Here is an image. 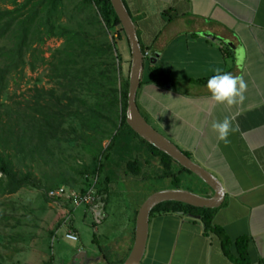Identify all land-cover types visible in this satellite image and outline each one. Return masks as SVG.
<instances>
[{
	"label": "trees",
	"instance_id": "1",
	"mask_svg": "<svg viewBox=\"0 0 264 264\" xmlns=\"http://www.w3.org/2000/svg\"><path fill=\"white\" fill-rule=\"evenodd\" d=\"M53 39L63 44L46 60L42 47ZM141 48L144 55L146 51ZM39 63L49 66L53 86L45 89L35 85L27 96L7 103L9 99L4 97L10 80H22L25 69L35 71ZM129 69L128 41L110 0H0V196L35 189L43 190L46 202H55L48 197L51 190L65 187L85 192L96 179L95 188L104 197L105 212L116 172L139 176L142 164L147 162L158 164L159 177L170 180L171 189H181L184 176L189 174L198 180L201 195L206 196L210 188L205 183L127 125ZM152 71V83L169 84L164 73ZM208 80L194 83L206 85ZM106 141L109 143L104 146ZM69 151L87 161L72 168V174L61 182L41 186L32 165L62 162L65 154L72 156ZM64 207H69L71 217L72 205L66 202ZM154 213L199 217L204 232L220 238L225 254L236 264H248L249 240H236L232 255L231 242L214 225L216 210L164 202L151 215ZM66 230L79 239L72 223ZM0 264H7L1 255ZM48 264H53V259Z\"/></svg>",
	"mask_w": 264,
	"mask_h": 264
},
{
	"label": "crops",
	"instance_id": "2",
	"mask_svg": "<svg viewBox=\"0 0 264 264\" xmlns=\"http://www.w3.org/2000/svg\"><path fill=\"white\" fill-rule=\"evenodd\" d=\"M123 2L141 46L157 56L155 62L145 58L137 94L141 115L222 184L224 201L213 222L231 242V254L236 240L247 238L248 264H264V0ZM217 68L244 80L243 102L219 104L207 84L194 83L211 78ZM153 69L169 84L152 83ZM226 117L239 129L228 144L211 128ZM206 193L213 195L211 189ZM138 209L128 220V254ZM140 264L236 263L197 217L154 213Z\"/></svg>",
	"mask_w": 264,
	"mask_h": 264
},
{
	"label": "rangeland",
	"instance_id": "3",
	"mask_svg": "<svg viewBox=\"0 0 264 264\" xmlns=\"http://www.w3.org/2000/svg\"><path fill=\"white\" fill-rule=\"evenodd\" d=\"M111 36L112 32L109 38ZM62 44L61 40L48 41L42 47L43 57L49 60L54 50ZM28 60L31 59L28 57ZM49 74L48 65L39 63L35 71L27 67L22 80H10L4 100L8 98L7 103H11L13 99L27 96L35 85L51 88L53 85L49 82ZM108 143L106 141L104 146ZM70 153L72 156L65 154V160L59 163H42L39 167L32 165L34 170H31L41 186L61 182V178L72 174V168H78L87 161L77 153ZM140 171V175L135 177L124 176L122 170L116 172L117 176L107 193L106 216L101 224L95 226L92 213L83 207L72 208L70 222L64 224L69 207L60 208L55 202H46L42 196L43 190L22 189L14 195L0 196V217L6 216L0 219L1 257L6 259L7 264H48L50 259H53V264H69L72 258L74 262L77 254L83 252V264L124 263L132 242L128 220L133 221L135 211L150 195L171 190L172 187L170 180L159 177L161 170L155 162L143 163ZM198 183L194 176L188 174L180 187L201 195L203 191L197 186ZM70 223L79 234L76 242L65 238L66 227Z\"/></svg>",
	"mask_w": 264,
	"mask_h": 264
},
{
	"label": "water",
	"instance_id": "4",
	"mask_svg": "<svg viewBox=\"0 0 264 264\" xmlns=\"http://www.w3.org/2000/svg\"><path fill=\"white\" fill-rule=\"evenodd\" d=\"M125 33L130 49V69L128 79L126 123L143 140L169 156L178 165L191 172L211 190V197H203L182 189H171L150 195L138 209L135 220L134 243L131 252L123 264H140L148 239V228L152 210L164 202H180L195 208L215 210L224 201V190L220 181L191 158L185 155L174 143L158 132L141 115L137 104V94L141 86V77L145 59L137 35L136 26L123 0H110ZM157 56L150 57L155 62ZM200 219L199 217H197ZM84 253L79 252L75 261L83 264Z\"/></svg>",
	"mask_w": 264,
	"mask_h": 264
},
{
	"label": "clouds",
	"instance_id": "5",
	"mask_svg": "<svg viewBox=\"0 0 264 264\" xmlns=\"http://www.w3.org/2000/svg\"><path fill=\"white\" fill-rule=\"evenodd\" d=\"M239 62V61H238ZM216 74L209 78L207 89L211 99L219 104L234 105L243 102L246 83L240 77H234L231 73L222 72L215 69ZM212 130L216 133L218 141L228 144L231 134L237 132L238 126H234L229 118L223 121L213 122Z\"/></svg>",
	"mask_w": 264,
	"mask_h": 264
},
{
	"label": "built area",
	"instance_id": "6",
	"mask_svg": "<svg viewBox=\"0 0 264 264\" xmlns=\"http://www.w3.org/2000/svg\"><path fill=\"white\" fill-rule=\"evenodd\" d=\"M145 58H150L148 52L144 54V59ZM96 182L97 180L95 179L93 185L85 192L60 187L51 190L48 194V197L57 200L55 201V203L60 206V208H64V204L66 202L72 205V207L75 209L81 207L88 208L94 217L95 223L100 224L104 220L106 215L104 212V197L100 196L97 193V190L95 188ZM67 214L68 216L66 217V221H68V219L70 218L69 212H67ZM66 221L64 222V224L66 223ZM65 238L73 242L79 240L78 236L69 230H66Z\"/></svg>",
	"mask_w": 264,
	"mask_h": 264
},
{
	"label": "flooded vegetation",
	"instance_id": "7",
	"mask_svg": "<svg viewBox=\"0 0 264 264\" xmlns=\"http://www.w3.org/2000/svg\"><path fill=\"white\" fill-rule=\"evenodd\" d=\"M73 263H74V264H79V262H78V261H77V262H76V261H74V262L72 261V263H70V264H73Z\"/></svg>",
	"mask_w": 264,
	"mask_h": 264
}]
</instances>
